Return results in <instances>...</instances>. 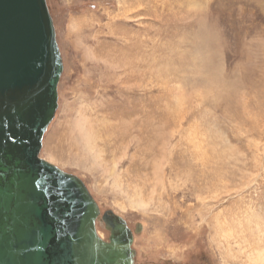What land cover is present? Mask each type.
<instances>
[{
  "label": "rangeland",
  "instance_id": "1",
  "mask_svg": "<svg viewBox=\"0 0 264 264\" xmlns=\"http://www.w3.org/2000/svg\"><path fill=\"white\" fill-rule=\"evenodd\" d=\"M47 1L64 70L40 155L87 184L100 236L111 209L136 264H262L264 0Z\"/></svg>",
  "mask_w": 264,
  "mask_h": 264
},
{
  "label": "water",
  "instance_id": "2",
  "mask_svg": "<svg viewBox=\"0 0 264 264\" xmlns=\"http://www.w3.org/2000/svg\"><path fill=\"white\" fill-rule=\"evenodd\" d=\"M64 70L47 0H0V264H136L134 230L41 157Z\"/></svg>",
  "mask_w": 264,
  "mask_h": 264
},
{
  "label": "bare ground",
  "instance_id": "3",
  "mask_svg": "<svg viewBox=\"0 0 264 264\" xmlns=\"http://www.w3.org/2000/svg\"><path fill=\"white\" fill-rule=\"evenodd\" d=\"M78 25V24H77ZM208 27L205 25V24H203V23H201V27H200V33H199V44H201V45H208L207 43L213 38L214 39V37H213V35L211 34L212 32H210V29H207ZM212 35V36H211ZM198 40V39H197ZM80 124V123H79ZM80 126V125H79ZM84 126V125H83ZM81 127H82V125L79 127L80 128V130H81ZM86 127V126H85ZM83 129H85V128H83ZM88 130V129H87ZM87 130H85V131H83L82 130V133H87L86 131ZM88 136H89V134H87L86 135V139H87V144H88V146H89V148H93V146H92V144H90L91 143V141L88 139ZM104 213V212H103ZM102 216H103V214H102ZM98 218H101V215L98 217ZM103 219V218H102ZM98 220V219H97ZM96 226H97V222H96ZM141 226L140 225H138V230H139V228H140ZM109 238V237H108ZM259 254H263L262 252H259ZM258 254V255H259ZM257 259H258V261H260L262 264H264V254H263V256L261 255L260 257H257ZM256 259V260H257Z\"/></svg>",
  "mask_w": 264,
  "mask_h": 264
},
{
  "label": "flooded vegetation",
  "instance_id": "4",
  "mask_svg": "<svg viewBox=\"0 0 264 264\" xmlns=\"http://www.w3.org/2000/svg\"><path fill=\"white\" fill-rule=\"evenodd\" d=\"M105 240H109V238H104ZM135 263H136V257H135Z\"/></svg>",
  "mask_w": 264,
  "mask_h": 264
}]
</instances>
